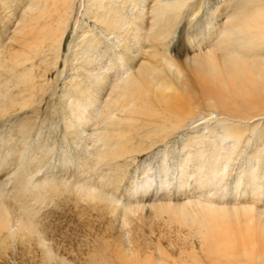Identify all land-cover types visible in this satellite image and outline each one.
<instances>
[{
  "label": "rangeland",
  "instance_id": "374dc122",
  "mask_svg": "<svg viewBox=\"0 0 264 264\" xmlns=\"http://www.w3.org/2000/svg\"><path fill=\"white\" fill-rule=\"evenodd\" d=\"M84 2L75 1L57 50L53 49L56 47L54 44L53 48L45 46L50 43L48 38L36 51L12 40V30L20 17L15 12V17L4 23L0 10V61L1 54H4L3 62L14 65L6 59L9 52L19 54L21 60L29 55L31 60H25L19 66L15 63L17 67L12 70L15 74L8 73L9 70L6 72L5 65L0 63V90L4 91L1 87L7 86V90L17 91L15 82L20 76L22 80L25 78L23 82H29L32 92V95L30 92L23 94H27L29 104L22 108L14 104L0 116V148L3 155H6L11 143L23 146L19 164H15L11 172L3 173L0 182L5 191H10L13 175L21 164L27 165V168L32 165L28 178L34 182L48 177L71 183L81 179L73 185V192H60L55 194L59 197L54 195L41 205L35 204L36 208L40 206L33 218L36 234L24 230L14 235L15 238L8 237L6 233L0 237V264H127L130 259H138L136 263L142 264L140 259L150 255L148 258L154 259L158 251L169 259H184L191 263L189 256L203 255L199 246L200 237L194 227L183 225L176 219L170 220L165 213L155 217L147 207L128 213L127 224L124 225L118 210L127 205L135 208L147 201L157 205L205 201L215 210L236 203L251 206L260 219H264V115L240 118L227 115L221 109H209L208 104H199L192 107L194 111L191 115L173 127L169 122L171 118L169 121L166 117L162 118L166 114H161L162 109L154 106L152 115L155 122H136L138 128L130 144L134 150L108 164L104 161L97 163L94 150L103 147L99 141L101 131L98 127L101 125L91 127L90 124L95 122L97 115V118L102 116L103 107L93 112L94 118L87 121L85 130L77 135L63 116V113L68 114L70 107L68 90L73 92L78 80L84 77L85 66L70 54L77 42V34L81 33L83 26H88L99 36L105 35L102 28L85 13ZM203 3L197 18L204 13L210 0ZM189 7L185 9L184 16L188 15ZM184 16L167 41V52L179 60L184 58L187 50L191 51L187 42L180 39ZM26 32H29L28 29ZM15 35L22 36L20 33ZM22 37L26 41L27 34ZM207 39L210 40V37ZM115 42L113 36L107 37L105 46L113 47ZM141 50L147 52L148 49L142 47ZM118 68L110 72L111 82L128 72ZM170 69L167 67L166 74L173 79L174 67ZM116 70L119 72L117 75ZM26 78L29 80L25 81ZM108 90L100 95L99 104L103 105L110 96ZM24 137L27 138L26 145L22 141ZM80 158H85L89 165L75 167ZM164 169L168 171L169 180L161 183L160 175ZM155 175L148 189H138L145 177ZM103 193L116 197L112 206L118 207V210L113 211L112 206L98 200L97 197Z\"/></svg>",
  "mask_w": 264,
  "mask_h": 264
},
{
  "label": "bare ground",
  "instance_id": "6f19581e",
  "mask_svg": "<svg viewBox=\"0 0 264 264\" xmlns=\"http://www.w3.org/2000/svg\"><path fill=\"white\" fill-rule=\"evenodd\" d=\"M75 1L0 0V10L5 19L4 23L10 21L15 12L20 17L16 19L18 23L12 30V40L18 41L22 46L26 45L28 50L36 51L44 39L48 38L50 43L47 42L45 46L53 48L54 44L56 47L53 49L57 50ZM203 1L85 0V13L102 28L105 35L99 36L88 26H83L81 33L77 34V42L70 54L77 61L81 60L82 66H85L84 77L78 80L73 92L68 90L67 93L71 95L70 107L68 114L63 113V116L73 127L74 135H77L85 130L87 121L94 118L93 112L103 107L102 116L97 118V115L95 122L90 124L91 127L101 125L98 129L101 131L102 138L99 141L103 149L94 150L97 163L104 161L103 163L108 164L109 161L131 153L134 149L130 144L138 128L136 122H155L152 111L156 106L162 109L161 114H169L162 115V118L166 117L168 121L171 118L169 122L173 127L191 115L193 108L199 104H208L209 109H221L227 115L240 118L264 115V0H210L204 13L197 18L204 6ZM187 7L189 12L184 16ZM183 16L185 22L180 39L187 42L186 45L191 51L187 50L184 58L179 60L167 52V41ZM27 29L29 32H26ZM18 33L22 36L27 34L26 41L22 36L15 35ZM110 36L116 42L113 47H106V38ZM142 47H146L147 52H141ZM25 51H22L23 54H28ZM1 57L0 63L5 65L3 68L7 69L6 72L9 70L8 73H14V67L30 60L29 55L21 60L19 54L9 52L6 59L14 65L18 64L9 66L6 61L3 62L4 54ZM116 67H120L117 70L125 69L128 72L111 82L110 72ZM167 67H174L171 76L173 79L167 77ZM117 70L116 75L119 73ZM25 75L29 76L28 73ZM18 77V82H15L17 91H9L7 86L1 87L4 91L0 90V116L6 112L7 107L14 104H19L20 108L29 104L27 94L23 96L25 92L32 95L29 82L25 83V78L22 80ZM4 80L7 81L3 77ZM28 80L26 78L25 81ZM80 81L85 83L79 84ZM106 89H109L107 92L110 96L101 105L98 100ZM22 139L26 145L27 138ZM1 144L0 141V147ZM11 144L5 156L0 148L1 178L3 173L15 169L14 165L19 164L23 153V146ZM76 163L75 167L89 165L85 158H80ZM26 166L21 164L14 173L10 191H5L3 183L0 182V237L6 233L8 237L15 238L14 235L24 230L36 234L33 218L40 206L36 208L35 204L41 205L44 200L60 192H70L73 185L81 180L71 183L48 177L34 182L28 178L32 165L29 168ZM164 170L160 175L161 183L169 180L168 171ZM155 177L156 175L145 177L138 189H148ZM106 193L97 198L112 206L116 197ZM187 204L157 205L147 201L135 208L122 205L120 210L112 206L113 211L118 210L116 213L124 225L127 224L128 213L132 214L139 208L147 207L155 217L165 213L170 220L176 219L183 225L194 227L200 237L199 246L203 255L192 254L189 256L191 263L184 259H169L160 251L154 259L148 258L151 255L146 256L145 259H140V263L264 264V219H260L253 207L236 203L215 210V207L205 201ZM130 260L127 264H139L136 263L138 259Z\"/></svg>",
  "mask_w": 264,
  "mask_h": 264
}]
</instances>
